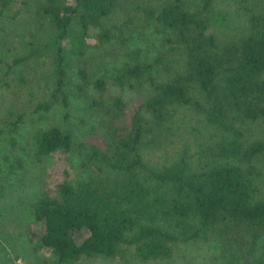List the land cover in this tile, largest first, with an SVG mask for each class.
Wrapping results in <instances>:
<instances>
[{
	"label": "trees",
	"instance_id": "trees-1",
	"mask_svg": "<svg viewBox=\"0 0 264 264\" xmlns=\"http://www.w3.org/2000/svg\"><path fill=\"white\" fill-rule=\"evenodd\" d=\"M121 1L0 0V22L16 8L18 29L17 45L0 59V89L25 83L28 66L47 59L51 99L34 112L46 120L42 113L65 109L31 135L34 159L75 152L87 174L41 194L33 222L43 230L30 232L31 243L51 250L56 264L127 254L143 263L169 260L176 245L199 240L228 253L255 247L264 236V4L255 12L242 0L247 33L220 43L211 32L215 0L138 3L137 12L166 33L165 45L149 61L124 64L108 83L93 78L86 52L89 39L125 43L132 20L112 24ZM71 95L101 116L91 129L98 143L76 140ZM10 116L0 139L7 130L16 146L26 114ZM14 166L23 169V159Z\"/></svg>",
	"mask_w": 264,
	"mask_h": 264
},
{
	"label": "rangeland",
	"instance_id": "rangeland-1",
	"mask_svg": "<svg viewBox=\"0 0 264 264\" xmlns=\"http://www.w3.org/2000/svg\"><path fill=\"white\" fill-rule=\"evenodd\" d=\"M121 2L123 8L113 15L112 24L126 18L132 20L125 34V43L114 38L102 46H96L94 40L89 39L91 45L86 52L93 78H103L108 83L124 64L136 59L149 61L165 45L166 33L157 32L155 26L135 8L138 3L157 6L162 0ZM263 4L264 0H246V5L255 12H259ZM244 5L242 0H215L211 32L220 43L247 33L249 18ZM15 9H10L0 22V59L7 55L8 47L17 45L15 34L18 29L11 20ZM49 71L47 59L33 61L26 70L25 83L13 82L9 87L0 89V129H5V121L12 119L9 117L10 112L26 114L25 123L15 135L16 146L11 144L7 130L0 139V264H56L51 250L37 248L30 240V232L38 236L43 230L33 222L36 202L44 192L54 194L56 185L63 179L68 178L76 183L87 176L81 168V158L75 152L52 155L43 163L34 159L31 135L38 127L58 122L65 112L64 108L57 105L49 113H42L46 120H39V115L34 112L39 101L51 99L45 88ZM2 75L3 67L0 64V78ZM108 85L112 92L122 93L125 98L135 97L132 92H120L113 84ZM67 111L76 140L98 143L91 135V129L101 121V116L87 110L75 95L70 96ZM193 123V120L188 119L187 128ZM19 158L24 161L23 169L13 167ZM262 171L264 182V167ZM223 249L215 241L199 240L176 245L174 256L169 260L143 263L127 254L117 260L83 259L77 264H249L257 259L264 261V236L258 239L255 247L235 246L231 253Z\"/></svg>",
	"mask_w": 264,
	"mask_h": 264
}]
</instances>
